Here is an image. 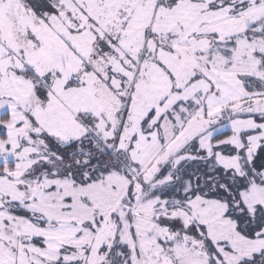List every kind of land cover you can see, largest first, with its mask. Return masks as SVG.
I'll return each instance as SVG.
<instances>
[{
    "label": "snow or ice",
    "instance_id": "snow-or-ice-1",
    "mask_svg": "<svg viewBox=\"0 0 264 264\" xmlns=\"http://www.w3.org/2000/svg\"><path fill=\"white\" fill-rule=\"evenodd\" d=\"M0 264H264V0H0Z\"/></svg>",
    "mask_w": 264,
    "mask_h": 264
}]
</instances>
